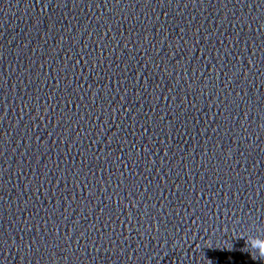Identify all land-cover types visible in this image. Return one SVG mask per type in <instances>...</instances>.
Returning a JSON list of instances; mask_svg holds the SVG:
<instances>
[{
	"label": "water",
	"instance_id": "water-1",
	"mask_svg": "<svg viewBox=\"0 0 264 264\" xmlns=\"http://www.w3.org/2000/svg\"><path fill=\"white\" fill-rule=\"evenodd\" d=\"M264 0H0V264H264Z\"/></svg>",
	"mask_w": 264,
	"mask_h": 264
},
{
	"label": "clouds",
	"instance_id": "clouds-1",
	"mask_svg": "<svg viewBox=\"0 0 264 264\" xmlns=\"http://www.w3.org/2000/svg\"><path fill=\"white\" fill-rule=\"evenodd\" d=\"M253 249L256 251L257 255L253 256V260H256L257 258L264 260V244L254 241L253 242Z\"/></svg>",
	"mask_w": 264,
	"mask_h": 264
}]
</instances>
